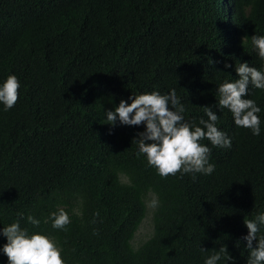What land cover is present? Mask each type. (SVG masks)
I'll return each instance as SVG.
<instances>
[{"label": "trees", "instance_id": "16d2710c", "mask_svg": "<svg viewBox=\"0 0 264 264\" xmlns=\"http://www.w3.org/2000/svg\"><path fill=\"white\" fill-rule=\"evenodd\" d=\"M254 35L264 0H0V86L9 75L21 85L13 108L0 103V264L3 229L18 219L64 264H205L221 247L231 260L217 264H248L244 220L264 212V90L249 84L245 97L261 109L257 136L219 109L217 88L240 63L264 72ZM172 89L185 122L203 127L212 107L232 141H200L211 175L162 177L133 142L145 124L105 122L122 100ZM60 209L65 229L52 227ZM148 214L152 233L135 246Z\"/></svg>", "mask_w": 264, "mask_h": 264}, {"label": "clouds", "instance_id": "9594fccd", "mask_svg": "<svg viewBox=\"0 0 264 264\" xmlns=\"http://www.w3.org/2000/svg\"><path fill=\"white\" fill-rule=\"evenodd\" d=\"M226 9H230V4H226ZM251 42L258 56L264 60V36L254 35ZM225 67L230 68L231 65L226 64ZM236 72L239 79L234 82L225 81L217 88L218 107L231 111L236 126L250 129L253 135L259 136L261 121L258 113L261 109L254 100L245 97L248 95L249 84L264 90V72L249 66L247 62L236 66ZM20 87L15 75H9L0 86V103L5 106V110H10L17 104ZM130 99L131 104L122 100L114 112L108 111L105 122L114 127L119 117L122 125L145 124L146 131L139 133L138 139L133 142L138 144V155H146L149 166L154 167L162 177L177 173L211 175L215 170V166L209 163L211 149L202 145L201 140L207 139L215 147L232 146L231 139L218 130L216 124L219 117L212 107H203L208 117L207 120H200L199 123L203 127L185 122L183 113L186 109L175 89L166 95L152 92L133 95ZM18 215L20 219L24 218L22 213ZM51 219L55 229H65L71 222L63 209L53 212ZM27 221L33 226L40 224V221L31 215L27 217ZM244 224L249 230L248 235L243 237L250 251L248 264H264V237L257 239L260 226L264 225V212L256 215L254 219L245 218ZM3 235L7 237L3 252L8 257L9 264H64L61 247L46 235H29L27 229L21 228L19 219L4 227ZM254 241H258L255 247ZM201 250L205 251L203 248ZM225 253H228L227 247H221L206 259L205 264H217ZM225 258L231 260L230 254Z\"/></svg>", "mask_w": 264, "mask_h": 264}, {"label": "rangeland", "instance_id": "374dc122", "mask_svg": "<svg viewBox=\"0 0 264 264\" xmlns=\"http://www.w3.org/2000/svg\"><path fill=\"white\" fill-rule=\"evenodd\" d=\"M152 215L148 214L146 215L145 219L141 223L137 233L134 237V245L139 246L144 240L148 239L150 234L152 233Z\"/></svg>", "mask_w": 264, "mask_h": 264}]
</instances>
